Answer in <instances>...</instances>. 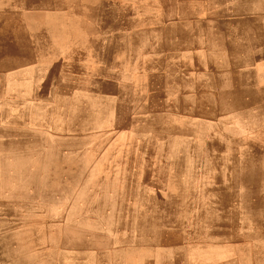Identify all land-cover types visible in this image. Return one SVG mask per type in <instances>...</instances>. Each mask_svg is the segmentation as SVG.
Here are the masks:
<instances>
[{
    "label": "rangeland",
    "instance_id": "1",
    "mask_svg": "<svg viewBox=\"0 0 264 264\" xmlns=\"http://www.w3.org/2000/svg\"><path fill=\"white\" fill-rule=\"evenodd\" d=\"M195 261L264 264V0H0V264Z\"/></svg>",
    "mask_w": 264,
    "mask_h": 264
},
{
    "label": "crops",
    "instance_id": "2",
    "mask_svg": "<svg viewBox=\"0 0 264 264\" xmlns=\"http://www.w3.org/2000/svg\"><path fill=\"white\" fill-rule=\"evenodd\" d=\"M197 261V260H196ZM195 261V264H197L198 262ZM194 264V263H193Z\"/></svg>",
    "mask_w": 264,
    "mask_h": 264
}]
</instances>
